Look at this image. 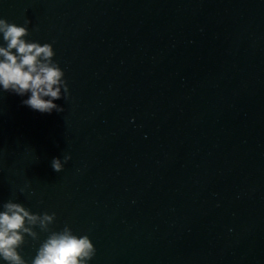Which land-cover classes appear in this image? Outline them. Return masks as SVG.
<instances>
[{"label": "water", "instance_id": "obj_1", "mask_svg": "<svg viewBox=\"0 0 264 264\" xmlns=\"http://www.w3.org/2000/svg\"><path fill=\"white\" fill-rule=\"evenodd\" d=\"M0 18L52 44L68 86L51 114L0 87V212L55 213L88 264H264V0H0ZM25 227L31 264L50 231Z\"/></svg>", "mask_w": 264, "mask_h": 264}, {"label": "clouds", "instance_id": "obj_2", "mask_svg": "<svg viewBox=\"0 0 264 264\" xmlns=\"http://www.w3.org/2000/svg\"><path fill=\"white\" fill-rule=\"evenodd\" d=\"M25 20V25L29 24ZM0 34L6 46L0 45V87L21 97L30 93L22 103L32 110L51 114L63 108L54 103L62 98V89L66 97L68 86L64 72L54 62L55 52L52 44L29 42L26 26H18L0 18ZM70 156L53 158L51 166L61 172ZM23 191V189L21 190ZM0 212V259L6 264H28L18 249L25 243V234L37 239L30 227H25L27 219L30 225L39 226L49 232V225L55 220V213L32 214L20 203L11 200L4 204ZM96 249L87 235L78 236L67 225L61 231H50L40 244L31 264H88L95 256Z\"/></svg>", "mask_w": 264, "mask_h": 264}]
</instances>
